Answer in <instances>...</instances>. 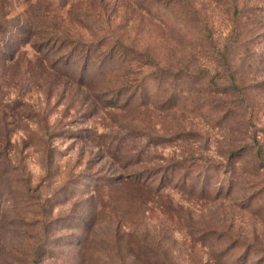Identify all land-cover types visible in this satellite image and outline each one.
Returning <instances> with one entry per match:
<instances>
[{
    "label": "rangeland",
    "instance_id": "1",
    "mask_svg": "<svg viewBox=\"0 0 264 264\" xmlns=\"http://www.w3.org/2000/svg\"><path fill=\"white\" fill-rule=\"evenodd\" d=\"M0 264H264V0H0Z\"/></svg>",
    "mask_w": 264,
    "mask_h": 264
},
{
    "label": "trees",
    "instance_id": "2",
    "mask_svg": "<svg viewBox=\"0 0 264 264\" xmlns=\"http://www.w3.org/2000/svg\"><path fill=\"white\" fill-rule=\"evenodd\" d=\"M88 57V54L86 53L85 55H84V58H87Z\"/></svg>",
    "mask_w": 264,
    "mask_h": 264
}]
</instances>
